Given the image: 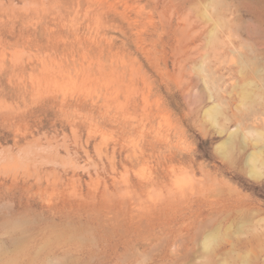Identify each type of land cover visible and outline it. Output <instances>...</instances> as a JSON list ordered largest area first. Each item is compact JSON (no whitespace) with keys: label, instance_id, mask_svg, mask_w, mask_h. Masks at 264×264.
<instances>
[{"label":"rangeland","instance_id":"374dc122","mask_svg":"<svg viewBox=\"0 0 264 264\" xmlns=\"http://www.w3.org/2000/svg\"><path fill=\"white\" fill-rule=\"evenodd\" d=\"M263 105L264 0H0V264H264Z\"/></svg>","mask_w":264,"mask_h":264},{"label":"bare ground","instance_id":"6f19581e","mask_svg":"<svg viewBox=\"0 0 264 264\" xmlns=\"http://www.w3.org/2000/svg\"><path fill=\"white\" fill-rule=\"evenodd\" d=\"M212 1H209V4L211 3ZM217 3V2H216ZM213 4V2L211 3V5ZM210 5V6H211ZM227 6H228V4H227ZM210 8V7H209ZM222 10H223V8H222ZM211 11H212V9H211ZM238 11H239V9H238ZM227 12V11H226ZM223 13V12H222ZM206 15V14H205ZM216 17H218V16H216ZM206 18H207V16H206ZM208 19V18H207ZM228 19V18H227ZM226 20V19H225ZM249 21H250V19H249ZM210 22V21H209ZM217 22V21H216ZM207 23V22H206ZM215 23V22H214ZM222 24V23H221ZM229 24V23H228ZM204 27V26H203ZM216 27V26H215ZM214 27V28H215ZM237 27H239V26H237ZM213 28V27H212ZM217 28V27H216ZM235 29H236V27H235ZM238 29V28H237ZM217 30V29H216ZM230 32V31H229ZM231 33V32H230ZM208 34L210 35V33H209V31H208ZM210 38H212V37H209V39ZM232 38V37H231ZM214 39H216V38H214ZM228 40V39H227ZM220 41V40H219ZM211 42V41H210ZM222 43V42H221ZM220 44V43H219ZM224 44V43H223ZM223 44H220V45H223ZM228 44V43H227ZM229 45V44H228ZM242 48H243V46H242ZM233 52V51H232ZM232 52H231V54H232ZM237 52H239V51H237ZM252 54V53H251ZM232 57H233V54H232ZM237 57V56H236ZM235 57V58H236ZM237 60H238V58H237ZM253 60V59H252ZM251 60V61H252ZM250 61V62H251ZM255 61V60H254ZM253 61V62H254ZM263 61V60H262ZM257 62V61H256ZM255 62V63H256ZM259 69V68H258ZM258 71V70H257ZM255 73H256V70H255ZM259 73V72H258ZM257 74V73H256ZM256 76V75H255ZM259 78V77H258ZM259 80V79H258ZM259 82V81H258ZM260 84V83H259ZM251 85H256V84H254V82H252V81H249V82H247V83H245V86H251ZM243 86V85H242ZM241 86V87H242ZM233 87H235V86H233ZM257 90V89H256ZM244 91V90H243ZM259 91V90H258ZM240 94H241V91H240ZM241 97V96H240ZM247 98L246 99H248V100H250V104L252 105V104H254V103H256V99H257V95L256 94H253V92H252V90H250V91H248V93H247V96H246ZM260 97V96H259ZM242 98V97H241ZM231 99V98H230ZM245 98H244V100H246ZM260 101V100H259ZM260 103V102H259ZM241 104V103H240ZM243 104H244V101H243ZM250 105V106H251ZM235 106V105H234ZM264 106V105H263ZM234 108V107H233ZM239 109V108H238ZM236 110V109H235ZM256 110V109H255ZM262 111V110H261ZM217 112H219L218 111V108L216 107V106H214V107H210V108H208V109H206L205 110V112H204V114L208 117V118H210V119H212L213 120V122H215V124L217 123V115H218V113ZM251 114V118H254L255 116H256V113L254 112V114L253 113H250ZM261 115V114H260ZM263 115V114H262ZM259 118H260V116L259 115H257ZM256 116V117H257ZM257 117V118H258ZM237 118V117H236ZM247 120V119H246ZM264 120V119H263ZM263 122V121H262ZM246 123H248V121L246 122ZM264 123V122H263ZM238 124V123H237ZM249 124V123H248ZM253 125V124H252ZM238 126V125H237ZM262 126V125H261ZM248 127V126H247ZM252 127V126H251ZM263 127V126H262ZM240 128V127H239ZM237 129L238 128H236V129H233L232 131L233 132H230L229 133V136H228V138L224 141V142H222V143H220L219 145H218V149L220 150V151H223L229 144H230V142L232 141V137H233V135H234V133L235 132H237ZM244 130H245V128H244ZM223 131V130H222ZM221 131V132H222ZM245 132H246V134L243 136V144L245 145V142H246V140L248 139V140H251L252 142H253V144L254 145H256L258 142H261V141H264V132L263 131H261V130H258V129H256V128H250V129H247V130H245ZM242 135V134H241ZM251 138V139H250ZM243 148V147H242ZM263 151H264V147H262V148H260L258 151H253V152H251L250 154H248V156H247V158H246V161H245V166H246V168H247V171H248V174H249V176L250 177H253V178H261V177H263L264 176V173H263V169H264V159H263ZM227 156V155H226ZM264 220V219H263ZM262 221V220H261ZM212 239H214V236H206L205 238H204V240L202 241V246H201V248H202V250L203 251H208V249H209V247H210V241L212 240ZM262 247V246H261ZM261 247H260V249H261Z\"/></svg>","mask_w":264,"mask_h":264}]
</instances>
